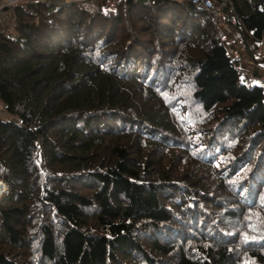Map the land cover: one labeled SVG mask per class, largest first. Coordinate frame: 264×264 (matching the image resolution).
Listing matches in <instances>:
<instances>
[{
	"label": "trees",
	"instance_id": "trees-1",
	"mask_svg": "<svg viewBox=\"0 0 264 264\" xmlns=\"http://www.w3.org/2000/svg\"><path fill=\"white\" fill-rule=\"evenodd\" d=\"M227 10L255 57L264 0ZM14 13L0 264H264V86L241 81L208 13L190 0Z\"/></svg>",
	"mask_w": 264,
	"mask_h": 264
},
{
	"label": "built area",
	"instance_id": "built-area-1",
	"mask_svg": "<svg viewBox=\"0 0 264 264\" xmlns=\"http://www.w3.org/2000/svg\"><path fill=\"white\" fill-rule=\"evenodd\" d=\"M50 0H5L3 4L0 5V15H2L6 9L16 7H21L22 5H40L48 2ZM191 3L198 9L203 10L208 13L214 25L216 27L218 37L225 42L226 50L231 59L234 61V66L239 72V77L241 81L253 87L256 84H263L264 77L260 73L242 70L240 68V57L237 55V49L235 45V39L232 36V31L236 25V19L232 18L227 10L228 3L230 0H190ZM37 15V12H34ZM16 22L13 25L3 28L1 33H11L16 26ZM259 51V49H258ZM258 58V57H257ZM260 59V58H258ZM1 180V179H0ZM9 192L8 185L6 183L5 187L0 189V200ZM5 193V194H4Z\"/></svg>",
	"mask_w": 264,
	"mask_h": 264
},
{
	"label": "crops",
	"instance_id": "crops-1",
	"mask_svg": "<svg viewBox=\"0 0 264 264\" xmlns=\"http://www.w3.org/2000/svg\"><path fill=\"white\" fill-rule=\"evenodd\" d=\"M53 2H57L58 0H51ZM5 2V0H0V5L3 4ZM15 22V13L14 10L12 8H8L5 10V12L0 15V33L1 30L3 28H7L11 25H13ZM264 45V43H262ZM261 44V45H262ZM261 48V47H260ZM260 48H259V52L260 53ZM264 52V48L261 49V52ZM260 59H258V58ZM262 57H264V54H261V56H256L254 57V61L252 64L249 63L248 59H245L247 63H245L243 66L248 69L247 71H253V72H257V73H264V58L262 59ZM262 59V60H261ZM242 60V59H241ZM260 62V66L258 65V63ZM0 115L2 116H10L9 113L5 110L2 102L0 101Z\"/></svg>",
	"mask_w": 264,
	"mask_h": 264
},
{
	"label": "rangeland",
	"instance_id": "rangeland-1",
	"mask_svg": "<svg viewBox=\"0 0 264 264\" xmlns=\"http://www.w3.org/2000/svg\"><path fill=\"white\" fill-rule=\"evenodd\" d=\"M22 9H19L18 11L20 12ZM261 47V48H260ZM259 48H260V53H258L259 51L258 50H256V56H261V54H264V52H263V50H262V52H261V49H263L264 48V45L262 44H260L259 45ZM236 49H237V55L240 57V59H242V60H240V63H239V65H240V68L242 69V70H248V69H246L243 65L245 64V63H247L246 62V60L245 59H248L249 60V63L250 64H252L253 63V59H254V56L253 55H251L246 49H245V47H241L240 46V44L239 45H236ZM255 56V57H256ZM264 57H262V59H263ZM261 59V60H262ZM260 64V62L258 63V65ZM260 66V65H259ZM244 70V71H245ZM260 75L261 76H263L264 77V73H260ZM263 86H264V83L262 84ZM0 118H2V119H5V120H7V119H9L10 118V116H2V115H0ZM5 194V193H4Z\"/></svg>",
	"mask_w": 264,
	"mask_h": 264
},
{
	"label": "bare ground",
	"instance_id": "bare-ground-1",
	"mask_svg": "<svg viewBox=\"0 0 264 264\" xmlns=\"http://www.w3.org/2000/svg\"><path fill=\"white\" fill-rule=\"evenodd\" d=\"M200 10V9H199ZM6 183L2 180H0V189L5 187Z\"/></svg>",
	"mask_w": 264,
	"mask_h": 264
},
{
	"label": "water",
	"instance_id": "water-1",
	"mask_svg": "<svg viewBox=\"0 0 264 264\" xmlns=\"http://www.w3.org/2000/svg\"><path fill=\"white\" fill-rule=\"evenodd\" d=\"M50 1H51V0H50ZM52 2H53V1H52ZM244 41H245V45H246V50L249 51V47H248V45H247L246 38H244ZM249 53H250L251 55H253L252 52H249Z\"/></svg>",
	"mask_w": 264,
	"mask_h": 264
}]
</instances>
